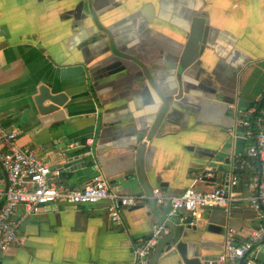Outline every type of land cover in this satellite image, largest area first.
<instances>
[{
  "label": "crops",
  "instance_id": "obj_1",
  "mask_svg": "<svg viewBox=\"0 0 264 264\" xmlns=\"http://www.w3.org/2000/svg\"><path fill=\"white\" fill-rule=\"evenodd\" d=\"M87 3L0 0V124L17 134L18 148H28L51 170L90 151L87 161L98 165L111 192L146 194L125 188L124 179L132 168L133 145L159 101L148 86H137L126 74L109 81L94 77L98 60L89 48H80L89 39L81 26L91 35L96 32L78 6ZM92 5L102 24L112 29L117 49L142 61L164 93L173 95L172 124L166 125L156 147L147 144L143 161L151 189L179 196L201 175L196 168L220 167L225 178L219 174L214 184L196 185L209 191L225 185L233 163L243 161L248 166L237 173L239 187L244 196L249 194L256 165L246 150L253 140L242 128L237 136L232 130L238 110L255 111L264 99V0H92ZM196 16L205 21L207 46L190 68L180 71L178 60ZM43 85L68 96L57 112L37 111L34 98ZM75 143L80 147L69 149ZM8 149V143H0V151ZM92 175L80 172L77 177L61 170L56 184L81 189ZM107 205L42 206L38 215L20 224L17 241L0 256V264H132L134 249L168 212L157 207L160 216L154 215L148 201L139 202L121 209V224L114 226ZM178 216L183 212L168 223H176ZM198 221L200 233L188 235L195 255L202 257L221 253L227 228L235 230L240 242L261 225L247 201L230 209L204 210ZM207 225L221 232H208ZM256 263L264 264V250L256 255ZM158 264L180 260L174 256Z\"/></svg>",
  "mask_w": 264,
  "mask_h": 264
},
{
  "label": "built area",
  "instance_id": "obj_2",
  "mask_svg": "<svg viewBox=\"0 0 264 264\" xmlns=\"http://www.w3.org/2000/svg\"><path fill=\"white\" fill-rule=\"evenodd\" d=\"M243 119L235 124L244 129V135L253 143L247 148V159L256 165L248 183L249 194L240 192L238 171L248 166L245 162H234L225 185L209 191L197 188L204 183L202 175L196 176L192 185L179 196H169L161 189L151 190V196L137 194L126 196L111 192L97 167L93 168L91 180L81 189L58 187L57 178L61 169L51 170L28 148L15 145L17 134L7 132L0 124V143L9 144L7 151H0V167L6 179L0 180V256L17 241L20 224L24 219L38 215L41 207L53 203L84 206L106 201L110 221L114 226L121 224V209H128L139 202L152 200L158 208L167 210V217L154 225L149 237L133 251L132 264H150L153 251L162 238L170 233L169 219L178 213H187L195 221L201 219L204 210L214 208L230 209L235 204L247 201L261 225L251 230L240 242L236 232L227 228L221 253L209 264H257L256 255L264 250V99L257 111L243 113ZM235 134V129L232 131ZM86 145L91 144L89 141ZM80 147L77 143L69 149ZM209 171V170H208ZM205 177H212L206 175Z\"/></svg>",
  "mask_w": 264,
  "mask_h": 264
},
{
  "label": "water",
  "instance_id": "obj_3",
  "mask_svg": "<svg viewBox=\"0 0 264 264\" xmlns=\"http://www.w3.org/2000/svg\"><path fill=\"white\" fill-rule=\"evenodd\" d=\"M78 6L81 8L84 16H86V20L91 22L96 31L91 35L87 28H82L81 26V29L91 36H88L89 39L84 41L80 48H89V53H92L95 59L98 60L96 64H98L97 66L99 69L95 71L94 77L100 76L102 79L109 81V79L111 80L119 75L125 78L124 75L126 74L128 77L135 79L137 86H148L158 98L159 106L155 115L142 130L143 132L139 135L138 143L133 145L132 168L126 172V177L124 179L125 188H129L132 191L142 189L150 197L152 189L149 185L150 180L146 176L143 161L148 151L147 144L150 143V148L156 147L158 142L165 136L164 132L166 131V125L172 124L170 115L175 106L173 103V95L164 93L159 83L156 81V78L142 61L132 54L117 49L112 35V29L102 24L99 15L96 14L94 5H92V0H88L87 5ZM207 38L208 30L205 26L204 19L200 16L194 17L191 22L189 38L178 60V68L180 71H185L190 68L203 55L207 46ZM178 79H180V75ZM98 80L101 79L98 78ZM67 100L68 96L63 93V91L52 93L49 86L43 85L39 88L38 95L34 98V103L37 111L42 115H46L57 112L65 105ZM45 103L49 105L44 106ZM259 108L260 105L255 111L259 110ZM238 114L239 119L236 123L241 121L244 117L243 111L238 110ZM239 128L240 127L235 128V125L233 127L236 136L238 135ZM91 156L90 151L85 155L72 156L66 160L60 169L63 170V172L75 173L77 177H79L80 172H86L87 175H91L93 174L95 165V163L90 165L87 161ZM196 169L202 171V180L206 183L214 184L219 174H221L222 178H225V173H223V169L220 167H213L209 171L205 170V167ZM208 174L212 175V177H205ZM5 179L6 177L4 174V180ZM155 180L158 179L155 178ZM159 186L162 187L163 185L159 184ZM119 189L122 190V187L120 186ZM148 207L151 213L160 216V211L154 201L148 200ZM183 214V217L179 218L178 216L175 218L176 223H168L170 234L168 238L161 239L158 247L151 255L150 264H158V261L161 260L166 263L172 260L174 256L179 258L180 264H209V262L217 259V256L202 257L195 255V249L192 246L194 244L190 241L191 236H189L188 233L190 231L200 233L199 221H195L187 213ZM206 230L215 233L221 232V228L214 225H207ZM190 247H192V249H190Z\"/></svg>",
  "mask_w": 264,
  "mask_h": 264
}]
</instances>
